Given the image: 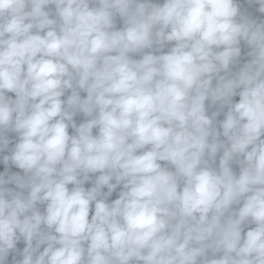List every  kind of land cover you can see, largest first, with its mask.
Masks as SVG:
<instances>
[{"label":"clouds","instance_id":"1","mask_svg":"<svg viewBox=\"0 0 264 264\" xmlns=\"http://www.w3.org/2000/svg\"><path fill=\"white\" fill-rule=\"evenodd\" d=\"M0 264H264V0H0Z\"/></svg>","mask_w":264,"mask_h":264}]
</instances>
